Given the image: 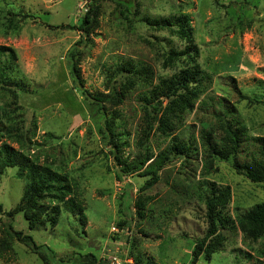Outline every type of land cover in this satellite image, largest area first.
Masks as SVG:
<instances>
[{
  "label": "rangeland",
  "instance_id": "374dc122",
  "mask_svg": "<svg viewBox=\"0 0 264 264\" xmlns=\"http://www.w3.org/2000/svg\"><path fill=\"white\" fill-rule=\"evenodd\" d=\"M90 1L0 0V44L18 51L19 74L28 86L20 93L21 109L14 104L11 108L23 113L21 125L35 134L32 139L39 144L31 153L42 163L63 167L80 185L84 206L83 211L63 212L53 228L30 229L21 212L14 218L0 214L1 236L12 221L15 230L52 248L50 264H76V258L87 253L109 264L111 255L128 259L125 264H191L195 243L207 232L205 195L207 182H214L217 188H231L224 213L232 221L211 240L218 243L217 252L206 258L204 251L196 264H264L262 240L249 236L240 223L243 214L264 202V183L252 182L227 161L205 167L202 135L212 130L219 137L222 121L237 119L246 128L240 161L250 163L258 156L259 144L252 138L264 137V0H100L97 23L78 61L84 88L96 96L114 88L121 92L124 78L112 77L107 70L127 61L154 73L153 80L139 75V84L122 103L115 99L104 104L115 131L123 132L122 145L103 138L99 126L104 118L99 120L97 106L74 89L69 73L67 52L84 37L71 26L78 25ZM121 3L132 5V12ZM181 13L191 19L200 49L198 63L207 80L179 128L163 133L160 118L165 121L168 101L161 98L162 109L148 118L145 97L158 76H172L187 67L185 59H169L170 49L181 51L186 43L152 22ZM6 17L20 22L19 33H5ZM151 122L146 138L144 130ZM181 139L191 143L188 153L176 145ZM148 180L153 182L146 185ZM25 184L16 167L6 169L0 179L4 212L20 202ZM0 264L47 263L14 240Z\"/></svg>",
  "mask_w": 264,
  "mask_h": 264
},
{
  "label": "trees",
  "instance_id": "16d2710c",
  "mask_svg": "<svg viewBox=\"0 0 264 264\" xmlns=\"http://www.w3.org/2000/svg\"><path fill=\"white\" fill-rule=\"evenodd\" d=\"M99 3L100 0H91L88 3L86 12L81 15L78 25L71 26L73 29L80 31L84 37L68 50V68L74 81V89L80 92L85 101L87 100L97 106L99 120L104 118L99 126V131L103 138L109 144L122 145L124 144L121 140L123 132L115 131L113 128L114 121L108 117L109 113L104 104L115 99L122 103L135 89L137 83L139 84L141 80L139 75H148L153 80L154 73L150 68L140 64L134 65L132 61H127L118 65L113 71L110 68L107 70L112 77L121 75L124 78L125 81L121 83V92H117L116 88H114V92L98 93V96H96L84 88L83 81L79 75L78 61L83 49L87 47L86 37L89 36L97 23L100 13ZM120 6L127 9V12H132V5L121 3ZM6 18L8 23L5 22L3 25V28L6 29L5 33L8 34L10 31L19 33L21 30L20 22L14 20V17ZM152 23L157 28L159 27L163 31L167 30L174 36H178L186 43L185 48L181 51L175 48L170 49L169 59L174 61L185 59L187 67L172 76H158L159 82L151 84V89L145 97L150 106V109L145 108V114L148 118L152 116L153 112H159L162 109L163 101L161 98H165L168 101L166 108H164L166 111L165 121L160 118V128L163 133H167V129L173 131L179 128L188 110L194 108L193 106L204 93V81L207 80V74L198 63L200 49L195 42L194 27L191 25V19L187 14L161 16ZM19 59V53L14 47L0 44V101L4 103L3 106L0 105V140L4 139L0 144V179L6 169L13 166L18 169V175L26 182L20 202L9 212H4L3 206L0 204V214H6L9 218H14L17 213L21 212L28 220L30 229L39 225L53 228L57 226L63 212L84 210L83 200L80 198V185H78L76 180L71 179L69 175L64 173L63 167L48 160L42 163L38 154H35V152L31 153V148L39 143L32 139L35 134H32L30 130L25 131L21 125L22 120L20 119L23 113L11 108L14 104L16 110H20L21 107L17 104L20 100V93L28 91L27 83L19 74L21 73ZM127 72L129 75H124ZM5 97L10 100L4 99ZM90 99L97 101V103ZM256 100L260 101L259 99ZM13 112L18 114L13 116ZM170 115H172V119H170ZM224 117H227V115H224ZM222 123L223 134L221 136H216L212 130H207V132L202 134L204 166L207 167L209 164L212 165L219 160L227 161L239 174L244 175L252 182L264 183V137L252 138L259 144L258 156L254 157L250 163H243L239 159V153L244 142L245 126H240L237 119H228L226 122L222 121ZM152 129L153 123L151 122L148 131L144 130L146 138L149 137ZM46 134L47 137L54 138L53 134ZM13 143L19 146L18 149L12 147L11 144ZM177 143L176 145L187 153L191 150V143H187L182 139L178 140ZM133 170L131 168V172ZM152 173L150 172V174ZM119 179L122 180L121 174H119ZM152 182V180H148L146 185ZM207 183H209L207 186L208 195H205V201L208 228L206 235L195 243L191 254L193 256L191 264H196L204 251L208 252L206 258H211L212 254L217 252L218 243L211 242V240L218 238L220 236V228H225V225L232 221L224 213V209L230 201L231 188L229 186L217 188L214 182ZM240 223L248 228L247 233L249 236L255 240H262L261 253L264 255V202L255 204L243 214L240 218ZM119 224L120 226L123 225ZM4 229V235L1 236L0 234V258L7 251L13 249L14 240H18L31 248L32 252L41 255L45 263L50 264L51 255L55 256V252L51 247L45 244L39 245L32 235L26 234L24 231L15 230L12 221L8 222ZM209 240L210 242H208ZM43 250L47 254L41 252ZM135 260H137L136 257ZM76 264H109V262H102L98 260L95 254L87 253L80 254L76 258Z\"/></svg>",
  "mask_w": 264,
  "mask_h": 264
},
{
  "label": "built area",
  "instance_id": "2783aa9c",
  "mask_svg": "<svg viewBox=\"0 0 264 264\" xmlns=\"http://www.w3.org/2000/svg\"><path fill=\"white\" fill-rule=\"evenodd\" d=\"M108 259L112 264H125L129 261L128 259L123 260L116 255H111L110 257H108ZM130 263H133V260Z\"/></svg>",
  "mask_w": 264,
  "mask_h": 264
}]
</instances>
